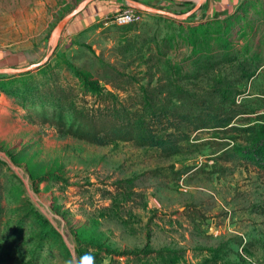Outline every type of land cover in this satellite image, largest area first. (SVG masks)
<instances>
[{"label": "rangeland", "instance_id": "1", "mask_svg": "<svg viewBox=\"0 0 264 264\" xmlns=\"http://www.w3.org/2000/svg\"><path fill=\"white\" fill-rule=\"evenodd\" d=\"M81 1L0 0V231L14 242L12 264H264V171L214 158L242 145L236 134L200 132L182 154L163 157L135 142L93 145L51 124L60 114L71 121L69 103L125 108L153 125L143 114L228 108L232 100L264 110L256 96L264 71L248 81L245 69L250 54L264 62V0L244 3L228 56L209 49L238 9L205 19L206 0H95L50 41ZM99 3L142 17L117 24L96 14L78 24ZM180 61L175 74L171 63ZM40 62L24 74L1 70ZM76 72L115 99L105 105L84 95Z\"/></svg>", "mask_w": 264, "mask_h": 264}, {"label": "trees", "instance_id": "2", "mask_svg": "<svg viewBox=\"0 0 264 264\" xmlns=\"http://www.w3.org/2000/svg\"><path fill=\"white\" fill-rule=\"evenodd\" d=\"M249 9L247 5H242L234 17L232 16L226 28L225 37L220 40V44H214L209 49V52L218 53L220 50L227 49L226 55L233 47L226 44L228 37L232 35L231 28L237 24L239 18H244ZM240 16V17H238ZM237 17V19H233ZM224 31V32H225ZM247 31L241 33L242 37H246ZM239 50L250 54L248 47L243 46ZM210 53V54H211ZM245 61L248 67L246 70H251L247 80H253L262 74L264 71V62H260L259 57L255 54H250ZM228 56V55H227ZM230 60V59H229ZM227 60L228 62H230ZM184 61L171 63L170 69L175 74H181L183 68L181 64ZM241 66L244 67L242 64ZM76 75L81 83V92L84 95L94 96L97 100H104L105 105L114 100L112 95H101V91L97 89L92 82H89L80 73ZM258 98L264 97V93L256 95ZM226 96H223L225 98ZM56 105L54 101L50 102ZM203 104L204 101H190V106L193 104ZM230 107L223 106L219 109H205L199 107L195 112H180L177 110L164 109L157 113L152 111L143 114L149 121H154L153 124L141 121L139 123L137 114L128 112L125 108H111L105 106L103 109H72L71 121L69 123L51 121V124L56 125L59 130L70 134L71 136L85 141L93 145H103L114 141L135 142L140 147L148 149H157L163 157H170L183 153L187 148L188 142H199L200 132H211L215 135L236 134L235 139H242L241 146L236 148L222 149L218 151L214 158L221 160L223 164L230 163L235 168L236 166L254 167L264 171V110L244 108L243 104H235L234 100L230 102ZM225 109H227L226 114ZM253 115L252 122L238 123L240 116ZM142 119V117H141ZM242 137V138H241ZM202 140V139H201ZM236 142H230V147ZM186 145V146H185ZM180 174V173H179ZM181 174H183L181 172ZM14 242L12 240H5L0 231V264H12L14 261ZM111 255L112 253H108ZM117 256H125V254H118Z\"/></svg>", "mask_w": 264, "mask_h": 264}, {"label": "water", "instance_id": "3", "mask_svg": "<svg viewBox=\"0 0 264 264\" xmlns=\"http://www.w3.org/2000/svg\"><path fill=\"white\" fill-rule=\"evenodd\" d=\"M95 0H83L79 3V5L69 14H67L65 17H63L56 25L55 27L52 29L51 33H50V41H56L63 28L66 26V24L75 16H77L78 14H80L90 3H92ZM139 8L144 11L147 14H153V15H159V16H164V17H176L174 14L168 12V11H164V10H160V9H156V8H151V7H147L144 5H139ZM43 65V62L40 63H35L32 64L28 67L25 68H6V69H1L2 71L6 72V73H14V74H24V73H28L31 71H34L35 69L41 67Z\"/></svg>", "mask_w": 264, "mask_h": 264}, {"label": "built area", "instance_id": "4", "mask_svg": "<svg viewBox=\"0 0 264 264\" xmlns=\"http://www.w3.org/2000/svg\"><path fill=\"white\" fill-rule=\"evenodd\" d=\"M115 5H101L98 6V8H95L94 12H89L85 19L77 18L78 24L82 23V21H86V19L91 18V16L94 15H101L104 22H112L117 24H130L134 22H138L140 18L142 17V12L140 10H136V8L132 10H123L119 9L117 7H114ZM85 17V16H84Z\"/></svg>", "mask_w": 264, "mask_h": 264}, {"label": "crops", "instance_id": "5", "mask_svg": "<svg viewBox=\"0 0 264 264\" xmlns=\"http://www.w3.org/2000/svg\"><path fill=\"white\" fill-rule=\"evenodd\" d=\"M246 1L247 0H206L207 5L205 8V12H204L205 13L204 18L206 19L207 17H209L208 19H214L215 17H223L225 16L226 13L228 12L230 13V10L232 7H235V11H236L237 9H239V6L244 5ZM100 4L107 5V4L99 3L98 6H101ZM229 13H228V16L231 15ZM261 16H262L261 18L264 19V9L262 10ZM208 262L204 261L205 264H208ZM213 262L214 264L219 263V262L216 263L215 260Z\"/></svg>", "mask_w": 264, "mask_h": 264}, {"label": "bare ground", "instance_id": "6", "mask_svg": "<svg viewBox=\"0 0 264 264\" xmlns=\"http://www.w3.org/2000/svg\"><path fill=\"white\" fill-rule=\"evenodd\" d=\"M125 9V8H124Z\"/></svg>", "mask_w": 264, "mask_h": 264}]
</instances>
